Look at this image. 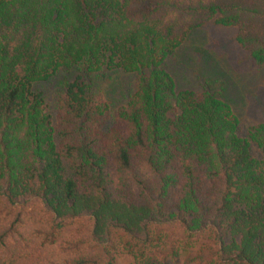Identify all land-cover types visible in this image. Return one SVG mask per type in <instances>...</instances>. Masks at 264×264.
Masks as SVG:
<instances>
[{
    "label": "trees",
    "instance_id": "trees-1",
    "mask_svg": "<svg viewBox=\"0 0 264 264\" xmlns=\"http://www.w3.org/2000/svg\"><path fill=\"white\" fill-rule=\"evenodd\" d=\"M207 26L264 65V0H0V264H264V123L166 69Z\"/></svg>",
    "mask_w": 264,
    "mask_h": 264
},
{
    "label": "rangeland",
    "instance_id": "rangeland-1",
    "mask_svg": "<svg viewBox=\"0 0 264 264\" xmlns=\"http://www.w3.org/2000/svg\"><path fill=\"white\" fill-rule=\"evenodd\" d=\"M233 35L232 28L207 26L195 30L167 62L166 69L173 78L175 91L189 89L199 92L203 79L207 78L212 90L229 104L238 120L236 132L245 138L250 127L264 123V65H251ZM206 54L216 60L214 65L205 62ZM110 76L111 80L101 82L100 88L110 105L115 106L123 102L120 94L126 91L131 77L121 73H111ZM250 152L258 156L253 144H250ZM128 261V256L117 253L114 264Z\"/></svg>",
    "mask_w": 264,
    "mask_h": 264
}]
</instances>
